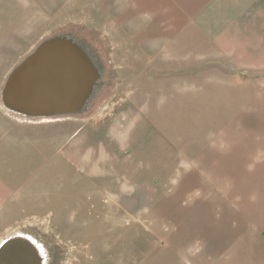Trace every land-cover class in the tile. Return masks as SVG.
Wrapping results in <instances>:
<instances>
[{"label": "rangeland", "instance_id": "obj_1", "mask_svg": "<svg viewBox=\"0 0 264 264\" xmlns=\"http://www.w3.org/2000/svg\"><path fill=\"white\" fill-rule=\"evenodd\" d=\"M245 21L249 37L264 36L262 22L256 32ZM210 23L197 22L191 40L155 57L99 23L51 26L48 38L68 35L94 53L102 81L87 110L118 102L108 122L118 126L133 183L138 168L139 199L96 208L84 200L81 227L61 231L44 218L5 239L32 238L45 264H264V63L213 50L226 30ZM116 81L132 90L116 89ZM100 95L106 102L92 104ZM94 183L76 171L74 196L86 199Z\"/></svg>", "mask_w": 264, "mask_h": 264}, {"label": "crops", "instance_id": "obj_2", "mask_svg": "<svg viewBox=\"0 0 264 264\" xmlns=\"http://www.w3.org/2000/svg\"><path fill=\"white\" fill-rule=\"evenodd\" d=\"M204 20L214 32L226 30L213 50H225L245 64L264 63V36L249 37V26H244L251 20L256 32L261 22L264 27V0H0V246L17 228L44 218L61 231L79 227L82 222L77 226L76 219L84 215V200L96 208L107 200L139 199L138 168L133 183L129 162L124 173L121 139L118 151V126L108 122L118 102L98 114L87 110L89 101L79 114L49 117L26 116L5 105L11 75L48 39L51 26L71 31L99 23L101 29H113L116 40L131 50L155 57L191 40L195 24ZM25 77L30 85L25 90L38 99L42 90L32 84L38 77L30 72ZM129 84L114 85L132 90ZM111 85L104 82V89ZM97 100L98 105L106 102L100 95L92 104ZM76 171L95 182L86 199L74 196ZM199 255L212 258V253Z\"/></svg>", "mask_w": 264, "mask_h": 264}, {"label": "water", "instance_id": "obj_3", "mask_svg": "<svg viewBox=\"0 0 264 264\" xmlns=\"http://www.w3.org/2000/svg\"><path fill=\"white\" fill-rule=\"evenodd\" d=\"M38 77L42 94L32 98L25 90L30 86L23 75ZM102 77L90 51L68 35L44 40L11 75L4 90L5 105L19 114L49 117L83 112ZM19 88L21 91H19ZM69 97V99H68ZM46 254L35 241L17 235L0 246V264H45Z\"/></svg>", "mask_w": 264, "mask_h": 264}, {"label": "flooded vegetation", "instance_id": "obj_4", "mask_svg": "<svg viewBox=\"0 0 264 264\" xmlns=\"http://www.w3.org/2000/svg\"><path fill=\"white\" fill-rule=\"evenodd\" d=\"M90 53H91V55L95 58V60L97 61V59H96V57L94 56V53L90 50ZM101 74H102V72H101ZM101 79H100V81H99V85H100V83H101ZM99 85L96 87V89H95V92H96V90H97V88L99 87ZM95 92H94V94H95ZM94 94H93V96H94ZM93 96H92V98H93ZM91 98V99H92ZM91 99H90V101H91ZM47 259V258H46Z\"/></svg>", "mask_w": 264, "mask_h": 264}]
</instances>
